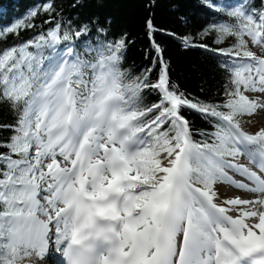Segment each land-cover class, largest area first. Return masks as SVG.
<instances>
[{
	"label": "trees",
	"instance_id": "16d2710c",
	"mask_svg": "<svg viewBox=\"0 0 264 264\" xmlns=\"http://www.w3.org/2000/svg\"><path fill=\"white\" fill-rule=\"evenodd\" d=\"M261 15L264 0H0V187L19 183L26 174L13 161L25 162L26 143L38 137L24 133L33 114L29 104L39 87L48 90V70L63 51L83 60L113 57L133 115L154 137L166 135L147 153L151 173L182 128L169 127L164 116V83L174 99L190 106L179 109V116L193 140L205 145L212 140L215 150L228 152L226 138H216L199 111L254 112L244 92L259 90L256 78L233 73V60L223 55L247 53L240 27L256 31ZM22 73L33 74L28 84ZM201 181L210 188V181ZM15 213L0 194V215ZM0 247L8 251L0 259L17 264L16 252L1 241Z\"/></svg>",
	"mask_w": 264,
	"mask_h": 264
},
{
	"label": "bare ground",
	"instance_id": "6f19581e",
	"mask_svg": "<svg viewBox=\"0 0 264 264\" xmlns=\"http://www.w3.org/2000/svg\"><path fill=\"white\" fill-rule=\"evenodd\" d=\"M261 102L263 104V110L261 111L260 109L255 114L254 121L251 125L252 128L260 126L264 129V97L261 98ZM177 159L178 157L176 155H173L164 164L162 172L156 178L158 187H165L166 184H168V181L173 178L172 172L174 169L178 168L177 172L179 174L182 173V166L177 162ZM236 193L232 192L227 186H218L216 187L215 193L211 196V198L235 216L239 223L243 225L245 233L248 234L250 238L258 241H264V237L262 236V233L264 232V228H262L264 224V208L261 209L255 206L252 207V205L261 202L260 199H258L257 202H254L257 197H251L250 192H248L247 190H242L239 195H235ZM225 197H229V200L233 203L229 204L228 200H226V202H223L222 198ZM243 208L247 211V213H245L244 215H240L239 211L244 210ZM63 215L64 213H61L60 220H62L63 225H66L64 221L66 219ZM50 236H53L51 240L55 239L54 241H51V244L56 250L57 248H61V246H63V243L61 242V237H54L53 233L51 232ZM174 238L175 233L173 239ZM37 239L39 240L40 247L39 251H37V254L39 255H34V257L32 258L34 264H52L51 259L56 257V252H51L50 255H45V253H43V249L48 246L44 241L45 238L39 236ZM60 248L58 250H60Z\"/></svg>",
	"mask_w": 264,
	"mask_h": 264
},
{
	"label": "rangeland",
	"instance_id": "374dc122",
	"mask_svg": "<svg viewBox=\"0 0 264 264\" xmlns=\"http://www.w3.org/2000/svg\"><path fill=\"white\" fill-rule=\"evenodd\" d=\"M249 51H250V55L253 56H259V55H263L264 53L261 52L260 47L259 46H255V47H251L249 45ZM264 95L263 93L261 94H252L249 95V98L253 101H255L258 104V108L257 111H259L261 109V111L263 110V105L261 103V101H259V96ZM255 116V115H254ZM254 116H251L249 118L247 117H237L234 118L235 121H237L244 129H246L247 131L253 133V134H257V135H264V129L260 126H256L255 128H252V122L254 121ZM97 143H102L99 140H96ZM39 152V154H38ZM30 153L34 156H39L40 158V166H39V170L41 171L39 177H37V180L39 179L40 184H41V188L43 190V194L38 198L39 202V207H37V212L41 213L42 216H44V218L48 221H53V219L55 218V216L58 214L59 211H61L63 209V203L61 202V200H58L61 196L60 195H56L55 194V190H54V185L53 183L48 179V176H46L44 173L47 170V168H49L50 170L52 169V165L55 162V164H61L59 162V155L57 154L56 151L51 150L49 151L47 148H41L40 150L37 149L35 146H33L30 150ZM57 162V163H56ZM65 159H64V163L65 164ZM99 164H103V161H99ZM133 176H135L136 179H138V175L132 173ZM105 178V182H111V178H108L106 175H104ZM139 182H143V184H145V181H141L139 180ZM215 186H221L220 184L215 183ZM213 192H215V190L213 189ZM259 199L261 202L252 205L255 207H259V208H264V194H260L259 195ZM51 202H57V205L59 204V208H53L51 209ZM228 203H231V201H228ZM261 204V205H260ZM58 209V210H57ZM244 209V208H243ZM245 213H247V211L244 210H240L239 214L240 215H244ZM264 221V219H263ZM21 222L24 223V220L21 219ZM264 226V224H263ZM16 232H18V236H19V230H17ZM26 239L22 240H18L19 245H15V248H17V251L19 252L21 258H22V262L21 264H34L32 258L34 257V248L32 245V238L31 236H25ZM15 242H17V240H15Z\"/></svg>",
	"mask_w": 264,
	"mask_h": 264
}]
</instances>
